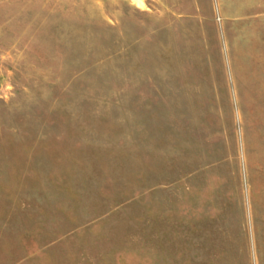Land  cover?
Wrapping results in <instances>:
<instances>
[{"label": "rangeland", "instance_id": "obj_1", "mask_svg": "<svg viewBox=\"0 0 264 264\" xmlns=\"http://www.w3.org/2000/svg\"><path fill=\"white\" fill-rule=\"evenodd\" d=\"M0 264H264V0H0Z\"/></svg>", "mask_w": 264, "mask_h": 264}]
</instances>
